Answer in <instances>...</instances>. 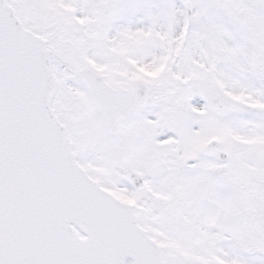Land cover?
<instances>
[{
  "label": "snow or ice",
  "instance_id": "6c2138e0",
  "mask_svg": "<svg viewBox=\"0 0 264 264\" xmlns=\"http://www.w3.org/2000/svg\"><path fill=\"white\" fill-rule=\"evenodd\" d=\"M0 264H264V0H0Z\"/></svg>",
  "mask_w": 264,
  "mask_h": 264
}]
</instances>
